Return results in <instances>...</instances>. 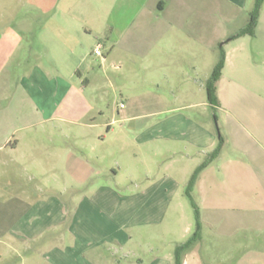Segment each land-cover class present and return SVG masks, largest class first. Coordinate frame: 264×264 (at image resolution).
<instances>
[{
  "label": "crops",
  "instance_id": "1",
  "mask_svg": "<svg viewBox=\"0 0 264 264\" xmlns=\"http://www.w3.org/2000/svg\"><path fill=\"white\" fill-rule=\"evenodd\" d=\"M18 1L22 7H14V0H3L0 7V204L5 203L0 213L4 230L0 231V242L6 251L22 253L21 247L3 242L7 236L23 244L30 236L63 226L68 218H72L69 233L78 242L83 235L80 222L90 215V208L122 211L135 199L119 189L126 186V180L139 187L138 178L127 176L122 181L126 176L109 167L117 147L111 149V142L125 141L131 134H117L104 115L107 93L113 86L104 80L110 64L117 71L148 77L142 80L148 86L159 88L165 82L172 90L188 85L194 92L205 91L209 103L203 105L218 106L226 81L232 89L259 87L264 93V77L251 76L254 40L259 46L256 52L264 58V3L255 35L230 40L249 24L256 0L254 4V0H32L34 7H28L31 0ZM98 44L103 45V57L94 55ZM222 48L225 65L212 103L208 84ZM157 77H165L164 82ZM258 97L248 104L256 106L255 114L263 116L264 94ZM181 98L172 95L175 101ZM149 100L151 107L158 106L157 94ZM198 105L184 101L172 111ZM179 123L187 127L185 131L178 134V130L176 133L166 127L161 136L185 142L187 149L199 148L200 155L214 149L216 137L203 122L177 115L168 119L166 126ZM35 125L42 126L44 132L45 125L52 130L48 139L54 140V146L49 152L39 153V143L34 144L47 134L18 135ZM75 125L81 131L62 130L63 126ZM153 132L144 139V145L158 138L155 127ZM63 136L68 144L61 142ZM47 152L53 158L52 170L59 174L57 179L63 175L71 187L90 188L80 199L67 202L59 196L63 193L53 191L42 200L46 186L37 182L31 191L30 186L21 184L31 171L44 169L40 155ZM184 154L193 161L192 155ZM77 170L85 174H72ZM166 180L172 179L167 175ZM148 181L153 182L151 178ZM56 183L58 180L53 185ZM2 249L0 257L4 255ZM31 264L50 262L34 258Z\"/></svg>",
  "mask_w": 264,
  "mask_h": 264
},
{
  "label": "rangeland",
  "instance_id": "2",
  "mask_svg": "<svg viewBox=\"0 0 264 264\" xmlns=\"http://www.w3.org/2000/svg\"><path fill=\"white\" fill-rule=\"evenodd\" d=\"M2 1L0 7L4 6ZM34 5L31 0L28 7ZM14 7L22 6L14 0ZM252 46L251 76L258 79L264 77V58L256 52V40ZM146 78L130 71H117L111 64L104 75V80L113 85L103 107L106 120L112 122L111 129L117 134L122 131L131 133L125 141H110L111 149L117 147L112 151L109 167L126 176L122 181L127 176L138 178L139 187L131 184L133 180H126V186L119 189L123 194L136 196L135 199L122 211L121 208L106 212L92 208L85 210L90 215L80 222L79 227L83 230L80 234L85 236H79L78 242L69 233L72 218H68L61 227L48 229L37 237H28L23 244L7 236L3 242L21 247L22 253L6 251L4 243L0 242V248L5 250L0 264H31L34 258L50 264H168V261L175 264L176 248L188 242L199 229L200 239L184 253V262L264 264V113L263 116L255 114L258 108L248 104V101H255L264 94L262 89L246 86L232 89L226 81L220 103L213 106L202 104L209 103L205 91L194 92L188 85L172 90L165 84V77H157L164 82L157 88L142 83ZM155 94L159 96V104L151 107L149 99ZM173 94L182 97L183 102L199 105L173 112L183 106L182 101L172 99ZM177 115L203 122L213 133L216 144L210 153L200 155L199 148L187 149L185 142H172L170 138L163 137L165 135L161 136L162 132L165 134L166 127L176 133L178 130V134L185 131L187 127L184 129L185 125L180 123L166 126L167 120ZM128 117L135 119L122 121ZM154 127L158 138L144 145V139L154 133ZM42 128L35 125L18 133L30 137L47 134L43 140L34 142L40 145L39 153L49 152L54 146V140L48 139L52 130L46 125L45 132ZM62 130L79 132L81 128L63 126ZM61 142L68 144L69 140L63 136ZM220 145L218 156L211 160ZM48 152L40 155L44 169L31 171L28 177L22 178L21 184L30 186L31 191L37 182L46 186L42 200L52 196L53 191L63 193L59 196L67 202L80 199L90 188L71 187L63 175L57 179L59 174L52 170L54 162ZM185 152L193 156V161L187 160ZM134 154L140 156L135 157ZM206 163L208 165L200 170L189 193L192 178ZM72 174L82 176L85 171L77 170ZM167 175L172 180L166 182ZM148 178L154 183H150ZM54 180H58L55 185ZM139 200L141 203H133ZM4 209L5 203L0 204V213ZM1 222L4 226L9 225L8 221ZM1 228L3 226L0 225V231Z\"/></svg>",
  "mask_w": 264,
  "mask_h": 264
},
{
  "label": "trees",
  "instance_id": "3",
  "mask_svg": "<svg viewBox=\"0 0 264 264\" xmlns=\"http://www.w3.org/2000/svg\"><path fill=\"white\" fill-rule=\"evenodd\" d=\"M263 3H264V0H257L256 1L254 10L251 13V19H250L249 24L245 28L240 30L236 35H233L230 40H234V39L240 38L242 36H246V35H249V36H254L255 35V29H256V26H257V22L259 20V16H260V13H261V9H262ZM225 58H226V55H225V52H224V50L222 48L219 62L216 65V67H215V69L213 71V74L211 76L210 82L208 84L209 98H210V101L212 103L215 102V85H216V83L219 81V79L221 77V73H222V70H223L224 65H225ZM220 148H221V145L212 154L211 160H214L218 156V154L220 152ZM207 165H208L207 163L204 164L202 167H200L196 171V173H195L194 177L192 178V180L190 182V185H189V189H188L189 193L192 190V187L194 185V182H195V179H196L198 173L200 172V170L202 168H205ZM193 205H194V207L196 209V212L198 214L196 205L194 203H193ZM198 239H200V229L195 233V235L188 242H186V243H184V244H182V245H180V246H178L176 248V251H175V264H184V261H183L184 253Z\"/></svg>",
  "mask_w": 264,
  "mask_h": 264
},
{
  "label": "built area",
  "instance_id": "4",
  "mask_svg": "<svg viewBox=\"0 0 264 264\" xmlns=\"http://www.w3.org/2000/svg\"><path fill=\"white\" fill-rule=\"evenodd\" d=\"M94 55L103 57V45L98 44L94 49ZM123 107V106H122Z\"/></svg>",
  "mask_w": 264,
  "mask_h": 264
}]
</instances>
